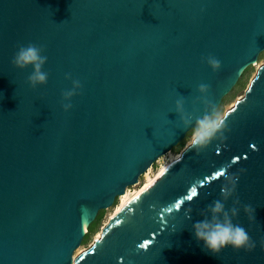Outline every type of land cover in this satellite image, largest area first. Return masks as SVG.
<instances>
[{"label": "water", "instance_id": "obj_1", "mask_svg": "<svg viewBox=\"0 0 264 264\" xmlns=\"http://www.w3.org/2000/svg\"><path fill=\"white\" fill-rule=\"evenodd\" d=\"M29 43L48 58L36 90L32 69L12 64ZM263 52L264 0H0V264H264V64L225 114V138L185 150L74 259L88 223L186 138L179 96L202 114L198 86L208 84L219 109ZM66 74L82 85L69 112ZM217 171L238 175L241 205L255 209L233 221L252 252L213 256L194 237L192 224L221 198Z\"/></svg>", "mask_w": 264, "mask_h": 264}, {"label": "clouds", "instance_id": "obj_2", "mask_svg": "<svg viewBox=\"0 0 264 264\" xmlns=\"http://www.w3.org/2000/svg\"><path fill=\"white\" fill-rule=\"evenodd\" d=\"M44 52L45 48L42 45L21 44L12 58V64L16 69L21 71L32 69L28 83L34 90L48 83L49 74L44 71L48 58ZM206 63L214 72L222 67L221 61L212 55L206 57ZM65 78L72 82V87L62 92L63 110L69 112L73 107L72 100L80 93L82 85L79 80L73 79L71 74H66ZM198 92L200 95L195 103L203 105L202 114L195 104L193 110L188 111L186 97L183 95L175 101L174 109V113L179 118L181 130L189 133L186 150L194 149L197 154L207 149L214 140L225 138V132L229 131L226 117L209 98L210 85L201 83L198 86ZM222 177L224 183L220 189L221 198L214 200L205 211L200 213L203 219L192 224V232L196 240L203 245L204 250L213 256H219L228 247L237 252H252L256 248V243L242 225L233 221L239 216L241 207L246 214H249L250 219H255V209L250 204L241 205L237 195L240 179L238 175L224 172ZM230 200L233 204L229 209L227 204ZM192 212L191 207L186 210L187 219H192Z\"/></svg>", "mask_w": 264, "mask_h": 264}, {"label": "rangeland", "instance_id": "obj_3", "mask_svg": "<svg viewBox=\"0 0 264 264\" xmlns=\"http://www.w3.org/2000/svg\"><path fill=\"white\" fill-rule=\"evenodd\" d=\"M258 61L260 62V64H264V52L261 53V55L259 56ZM257 61V62H258ZM258 73V67L251 65L250 67H248L243 74L241 75L238 83L236 86H234V88L232 89V91L226 95L221 102V106L219 107V111L221 113L225 114L231 110V108L235 105V103L242 99L246 93L247 90H249L252 82L254 81V79L256 78V74ZM189 133L187 134L186 138L181 141V143H179V145L177 147H175L172 151L174 155L176 156H181V154L186 150L187 147V137H188ZM163 158V157H162ZM160 158L151 168L153 169V174H156L160 168H162V166L166 165L169 162V159L167 160H163L159 163V161L162 159ZM141 179V178H140ZM143 183V182H142ZM137 185V184H136ZM134 185V186H136ZM132 186V187H134ZM111 209V208H110ZM109 210V209H108ZM108 210L105 211H101L98 214V217L96 219V221L90 226L89 228V234L86 235L81 247L83 246L84 250L81 252V254L88 250L90 247H92V245L95 243V237L97 236V234L101 231L103 224L105 222V220L108 218L109 212ZM80 248V247H79ZM78 250V249H77ZM80 254V255H81ZM79 258V257H78Z\"/></svg>", "mask_w": 264, "mask_h": 264}, {"label": "bare ground", "instance_id": "obj_4", "mask_svg": "<svg viewBox=\"0 0 264 264\" xmlns=\"http://www.w3.org/2000/svg\"><path fill=\"white\" fill-rule=\"evenodd\" d=\"M254 66L258 67V72L262 70V64L260 62H255ZM243 72H241L242 74ZM258 74V73H257ZM256 74V75H257ZM180 156L174 155L173 152L167 153L163 158L159 161V163L163 160L169 159V162L162 166L160 170L153 174V169L150 168L139 180L138 184L134 187L127 188L125 193L121 195L117 200L115 205L108 210L109 215L108 218L105 220L101 231L95 237V242L99 241L103 234L106 233L116 222L117 220L124 214V212L147 190L149 185L153 183L160 175V173L169 165H171L176 160H179ZM143 182V183H142ZM90 222L88 223L85 235L89 234ZM84 250L83 246L80 247L74 253V259L77 260L80 256L81 252Z\"/></svg>", "mask_w": 264, "mask_h": 264}, {"label": "snow or ice", "instance_id": "obj_5", "mask_svg": "<svg viewBox=\"0 0 264 264\" xmlns=\"http://www.w3.org/2000/svg\"><path fill=\"white\" fill-rule=\"evenodd\" d=\"M233 110H235V109H233ZM236 159L238 160L239 158L237 157ZM163 174H164V173H163V171H162V172H161V175H163ZM223 174H224L223 171H217V172H215V173L212 175L211 179H217V178H219V177H222ZM197 195H198V193H197V188H196L195 186H194V187H191V189H190L188 195H186V196L184 197L183 200H180L179 202H177V203L175 204V207H176L177 209H179L180 206H181V204L184 202V200L192 201L193 198L196 197ZM169 211H171V209H169ZM141 247H142V248H146V247H148V245H147V244H142Z\"/></svg>", "mask_w": 264, "mask_h": 264}]
</instances>
